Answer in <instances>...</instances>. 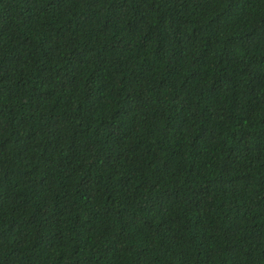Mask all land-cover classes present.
Returning a JSON list of instances; mask_svg holds the SVG:
<instances>
[{
	"label": "trees",
	"instance_id": "obj_1",
	"mask_svg": "<svg viewBox=\"0 0 264 264\" xmlns=\"http://www.w3.org/2000/svg\"><path fill=\"white\" fill-rule=\"evenodd\" d=\"M0 264H264V0H0Z\"/></svg>",
	"mask_w": 264,
	"mask_h": 264
}]
</instances>
